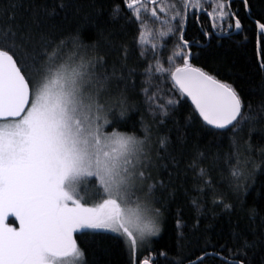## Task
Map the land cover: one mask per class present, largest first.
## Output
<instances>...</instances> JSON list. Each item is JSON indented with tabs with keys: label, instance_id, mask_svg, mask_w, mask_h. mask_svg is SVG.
Listing matches in <instances>:
<instances>
[{
	"label": "snow or ice",
	"instance_id": "6c2138e0",
	"mask_svg": "<svg viewBox=\"0 0 264 264\" xmlns=\"http://www.w3.org/2000/svg\"><path fill=\"white\" fill-rule=\"evenodd\" d=\"M239 3L246 17L237 0H0V264H89L77 233L115 234L133 264H172L148 245L189 171L200 213L192 230L205 208L237 219L230 242L205 239L187 264H264V212L247 201L264 175V148L254 154L251 144L258 114L233 83L192 63L202 41L187 38L190 22L202 37L243 31L257 14L250 0ZM85 7L83 22L66 29ZM254 23L264 37V12ZM250 91L264 113V81ZM183 97L194 105L187 115ZM190 128L216 151L197 143L184 159L176 149ZM174 222L182 240L179 209Z\"/></svg>",
	"mask_w": 264,
	"mask_h": 264
},
{
	"label": "trees",
	"instance_id": "16d2710c",
	"mask_svg": "<svg viewBox=\"0 0 264 264\" xmlns=\"http://www.w3.org/2000/svg\"><path fill=\"white\" fill-rule=\"evenodd\" d=\"M40 2V0H37ZM86 3V0H82ZM106 6L108 0H105ZM252 4L254 15L252 18L243 19L244 30L231 35L230 37H202L200 36L198 27L193 26L190 22L187 38H199L202 41L201 47L193 48L194 53H198V58L192 60V63L203 68L212 74L217 75L218 78L227 80L233 83L246 100H249L253 105V112L258 114V121L256 129L252 134L251 144L255 151L264 148V113H260L257 105L259 104V95H252L251 89L258 88L262 81H264V72L260 70V64L264 62V37L261 35L257 37V28L254 20L258 18V14L264 12V0H250ZM242 17H246V10L237 0V5ZM85 7L80 14H73L65 22L66 29L73 28L83 22V16L88 12ZM107 18V11L105 12ZM106 32L112 35H119V24H109L106 27ZM88 38H91L90 33H86ZM204 41H207L205 44ZM194 107L186 97L181 100L180 112L187 115L192 112ZM135 118V117H134ZM127 128H121V131H128ZM190 133L188 144L181 149L177 146V152L183 151L185 153L184 159H188L192 154V147L194 144L199 143L202 147H207L208 150L215 152L214 146H209L211 137H197L194 129H188ZM175 138V132L172 133ZM247 129L242 134L243 139H247ZM243 147V140L241 141ZM208 162L206 161L205 164ZM181 167H184L183 163ZM223 174L226 175L227 169L223 168ZM221 169H214L211 173L213 180L219 186L221 191H225L222 182ZM197 179L194 172L189 171L186 178L177 181L179 191L177 198L171 202L170 211L166 213V219L163 225L161 234L152 240L149 248L152 253H159L161 250L168 253V258L172 264L187 263L188 257H193V253L198 254V249L204 246L205 239H210L213 244H223L229 241L230 230L235 223L236 215L231 218L224 212L217 209V215L213 218L209 208L203 210L204 214L201 215L200 230L194 232L192 224L194 218L200 215L190 204V197L194 195L193 186L194 181ZM188 190V195L184 194V190ZM249 204L255 203L262 212H264V175H257L255 183L250 189V194L247 197ZM180 210L185 221L183 229L184 237L178 240L177 230L175 227V217L177 210ZM243 223V221L241 222ZM208 229L205 236L204 230ZM78 242L86 249L89 264H133L131 255L124 245L123 241L115 238V234H108L103 237H90L76 234ZM230 242V241H229ZM140 259L143 258L139 255ZM194 258V257H193ZM163 259V257H159ZM212 264H220L219 261H213Z\"/></svg>",
	"mask_w": 264,
	"mask_h": 264
},
{
	"label": "rangeland",
	"instance_id": "374dc122",
	"mask_svg": "<svg viewBox=\"0 0 264 264\" xmlns=\"http://www.w3.org/2000/svg\"><path fill=\"white\" fill-rule=\"evenodd\" d=\"M9 222H14V223H13V226H15V227H18V226H19V225H18V222L15 221V218H14V217H10V218H9ZM160 234H161V233H160ZM160 234H159V235H160ZM155 238H157V237L152 238V240L155 239ZM149 246H150V245H148V247H149ZM128 251H129V250H128ZM141 251H143V250H141ZM129 253H130V252H129ZM130 255H131V254H130ZM139 255H141V254L138 253V254H137V257H139ZM131 260H132V263H133V257H132V256H131Z\"/></svg>",
	"mask_w": 264,
	"mask_h": 264
},
{
	"label": "water",
	"instance_id": "95a60500",
	"mask_svg": "<svg viewBox=\"0 0 264 264\" xmlns=\"http://www.w3.org/2000/svg\"><path fill=\"white\" fill-rule=\"evenodd\" d=\"M255 24V23H254ZM257 28V27H256ZM260 36V33H259V29L257 28V37ZM187 98V97H186ZM189 100V102L192 104L190 98H187ZM192 106L194 107V105L192 104ZM187 264V263H186Z\"/></svg>",
	"mask_w": 264,
	"mask_h": 264
}]
</instances>
